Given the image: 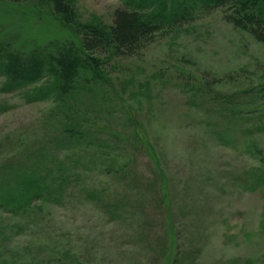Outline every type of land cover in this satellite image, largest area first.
<instances>
[{
    "label": "rangeland",
    "instance_id": "1",
    "mask_svg": "<svg viewBox=\"0 0 264 264\" xmlns=\"http://www.w3.org/2000/svg\"><path fill=\"white\" fill-rule=\"evenodd\" d=\"M130 2L71 0L68 29L0 0V42L78 46L77 27ZM226 11L166 23L134 54L92 49L95 75L71 87L0 72V196L28 203L0 206V264H264V45Z\"/></svg>",
    "mask_w": 264,
    "mask_h": 264
},
{
    "label": "trees",
    "instance_id": "2",
    "mask_svg": "<svg viewBox=\"0 0 264 264\" xmlns=\"http://www.w3.org/2000/svg\"><path fill=\"white\" fill-rule=\"evenodd\" d=\"M34 1V6L37 7L41 3L42 8L54 14L68 29L76 24L71 0ZM128 5L114 10L109 26L77 27L75 31L79 30L81 40L76 47L70 44L63 50L53 53H50L48 48L26 53L14 49L9 43L0 42L1 74L8 84L16 86L34 84L43 76L51 75L71 87L80 69L90 67L93 71L96 69L90 65V50L106 51L112 46L116 53L134 54L152 42L164 24L186 20L189 14L198 10L227 8L226 20L234 27L246 31L257 43L264 45V0H131ZM81 56L87 60L85 61L87 65L81 63ZM95 73L94 71L93 74ZM61 88L63 89V85ZM53 193L54 191L40 192L38 193L40 195L33 196L37 195L49 201L53 198ZM2 202L7 212L14 215L20 212L23 206L28 205L24 200H12L7 196L5 198L0 196V206Z\"/></svg>",
    "mask_w": 264,
    "mask_h": 264
}]
</instances>
